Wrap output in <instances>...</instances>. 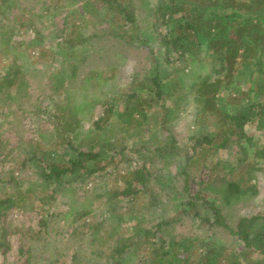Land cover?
Wrapping results in <instances>:
<instances>
[{
  "label": "rangeland",
  "instance_id": "rangeland-1",
  "mask_svg": "<svg viewBox=\"0 0 264 264\" xmlns=\"http://www.w3.org/2000/svg\"><path fill=\"white\" fill-rule=\"evenodd\" d=\"M144 1H116L117 4L127 6L129 17L133 20L132 26L125 19V14L109 8L108 0H14L16 6L0 14V31L12 33L9 50L0 45V77L9 67L15 71L16 66L22 86L20 92L14 93L16 101L5 105L0 101V264H106L104 256L112 241L102 243L99 237L92 241L98 225L99 236L104 237L112 230L108 224L112 227L119 226L121 234V231L136 221L149 227L160 220L158 217L166 219L180 210L177 203L182 196L181 171L185 166L183 157L194 155L196 138L218 130L217 118L205 113L202 116L200 104L194 100L192 93L181 102L178 115L171 116L165 127L159 122L155 125L147 123L142 128L144 135L140 136L141 143L137 137L138 131H132V138L121 140L117 150L108 149L104 152V157L97 158L93 164L101 169L89 176L86 183H68L67 180L54 179L45 181L37 176L39 160H48L44 157L45 153L50 159L65 157L64 147L59 141L53 142L49 137H44L52 131V122L48 120L47 113L53 114V110L47 105L49 101H60L64 96L61 92L54 95L51 83L55 86L66 76L64 87L70 89L69 93L75 96L77 104L83 102L84 95L90 102H103L95 104L92 112L82 120L80 133L83 137L87 134V129H93L94 123L108 114L110 108L112 110L107 118L108 124L120 122L118 115L124 109V96L138 89V84L143 83L151 89V78L156 72L161 79L159 83L164 94L169 92L165 77L172 75L175 69L184 67L188 73L193 68L192 74L200 80L206 76L209 80L214 78L211 72V54L202 60L191 61L185 56L181 59V50L171 51L167 56L165 47L157 40L148 41L145 45L136 40L128 43V32H133L136 38L143 40L142 35L137 33L138 30H145L147 21L155 19L154 12L159 4L165 2ZM2 9L0 0V11ZM153 32L154 35L157 34L156 31ZM162 33H166V29ZM91 69L99 71L109 82L100 88L96 85L98 80L95 76L92 81L83 82ZM216 69L218 76L222 77L223 67L217 65ZM258 74L259 71L252 65L236 77L234 82L243 93H248L242 106L258 102L253 84ZM190 82L191 79H187L186 85L189 86ZM143 93H147V90ZM233 94L221 91L219 97L222 100L218 106L229 112L227 102ZM172 100L173 97L165 101V105L170 107ZM154 111L160 112L161 116L158 107L151 108L148 115ZM103 125L99 123L97 133ZM145 128H148L147 131ZM242 130L250 137L246 143L249 151L247 162H250L253 160V148L264 144V130L256 131L249 124H245ZM121 137L119 128L117 138ZM73 141L76 143L77 140ZM158 145L166 153H161L160 157L152 156V150ZM121 147L122 153H115ZM171 147L174 148L173 152H169ZM239 148L234 137L227 138L225 148L209 157L208 165L224 160L236 167L237 159L242 157ZM98 149L94 144L92 147H83L82 151L97 153ZM6 153L8 156L3 159ZM112 157L113 160H110ZM143 163L155 172L149 187L142 189L136 186L131 196L121 195L115 206H105L104 203L112 192L123 191L124 175ZM257 168L262 170L254 172L255 177L251 180L257 194L250 200L237 202L227 211L226 223L232 227L240 219L264 213V160L258 162ZM45 169L50 172L49 166ZM189 171L194 175L190 193H195L196 183L207 180L210 175L200 166L196 171L192 166ZM11 172L15 173L14 179L18 185L10 181L13 175ZM242 173L244 169L234 171L227 178L235 180ZM223 174L224 171L219 172V175ZM33 183H41L43 189L36 187L35 192H29L27 197H22V201L14 200L16 191L26 193L27 189H33ZM152 198L156 199V206L151 204ZM7 200L14 202L7 205ZM85 201L91 211L90 216L86 217L89 226L73 228L62 220L64 212L69 208H77V216L86 213L80 206ZM106 210H110L109 215ZM171 234L179 239L181 256L188 255L193 261L205 249L204 245L210 242L226 245V254L229 253L230 257L238 255L241 249L222 228L207 230L200 226L199 220L186 216L173 224ZM183 238L190 239V248L186 254L181 248ZM154 245L159 247L158 244ZM98 252L103 254L97 258ZM249 258L255 260L259 256L253 253ZM224 259V263L228 261L227 258ZM242 260L240 258L239 264H244ZM121 261L124 264H136L138 258L133 252L127 251L121 255Z\"/></svg>",
  "mask_w": 264,
  "mask_h": 264
},
{
  "label": "trees",
  "instance_id": "trees-1",
  "mask_svg": "<svg viewBox=\"0 0 264 264\" xmlns=\"http://www.w3.org/2000/svg\"><path fill=\"white\" fill-rule=\"evenodd\" d=\"M116 1L108 0L109 8H114L125 14V19L132 26L133 20L129 17L127 6L117 4ZM144 3L145 6L146 2L144 1ZM2 5L4 9L1 10L2 12L0 11V14L16 6L14 0H2ZM154 13L155 19L147 21L144 31L138 30L139 32H137L142 35L143 40H140L139 36L140 39L136 38L133 32H128V43L136 40L145 45L148 41L157 40L160 45L165 47L167 56L171 51L181 50V59H184L185 56L186 59L189 57L191 61L202 60L211 54V72L214 78L209 80V77L206 76L200 80L195 74H192L193 68L188 73L185 72L184 67L180 70L175 69L172 75L165 77L169 84V92L164 94L159 83L161 79L157 72H154L155 75L151 78V89L143 83L138 84V89L132 90L124 96L122 103L124 109L118 115L120 122L108 124L107 118L110 117L112 110L110 108L108 114L95 122L93 129H87L85 132L87 134L83 137V134L80 133L82 120L92 112L95 104L103 102L97 100L90 102L84 95L83 102L77 104L74 101L75 96L69 93L70 89L64 87L66 76L55 86L51 83L54 95L61 92L64 96L62 100H51L47 105L49 109L53 110V114L47 113L48 120L52 122V131L44 137H49L53 142L59 141L58 143L64 147L65 157L50 159L45 153L44 157L48 160H39L37 176L45 181L54 179L67 180L68 183L78 181L86 183L89 176L101 169L93 164L96 163L97 158L104 157V152L108 149L110 151L111 149L117 150L121 140L132 138L134 134L132 131H138L137 137L141 143L140 136L144 135L142 128L147 123L155 125L159 122L165 127L171 116L178 115L181 102L186 100L189 93H192L194 100L200 104L202 116L205 113L209 117L217 118L218 130L196 138L194 155L183 157L185 166L181 171V176H183L182 196L177 203V208L180 207V210L166 219L158 217L160 220L149 227L142 225L141 221H136L132 226L121 231V234H119V226L112 227L111 224H108L112 230L104 237L99 236L100 225H98L92 235V241H95L97 237L101 239L102 243L108 240L112 241L108 253L104 256L106 264H124L121 261V255L127 251L133 252L138 258L136 264H239L240 258L243 259L244 264H264V213L240 219L234 227L226 223L227 211L234 204L250 200L257 194L256 187L251 184V180L255 177L254 172L262 170L257 168L258 162L264 160L263 144L261 147L253 148L251 155L253 160L247 162L249 151L246 143L250 137L242 130L245 124L251 125L256 131L264 130V73L262 74L264 65V0H165L159 4ZM11 29L14 30V27ZM164 29H166V33L163 34L162 30ZM153 31H156L157 34L154 35ZM6 34L7 36H5ZM11 34L8 31H0V45L5 46L6 50H9ZM256 58H258L257 61L252 63ZM217 65L223 67L222 77L217 74ZM252 65L259 71L257 79H254L253 83L259 100L242 106L248 93H243L234 81L242 74L243 70ZM94 76L98 80L96 85L99 88L109 82L108 78L102 77L99 71L93 69L87 73L83 82L92 81ZM72 77L74 78L73 74ZM187 79H191L189 86L186 85ZM197 79H199L198 82ZM20 82L16 66L15 71L9 67L8 71L0 77V101L3 105L16 101L15 94L22 89ZM144 90H147V93H143ZM221 91L234 93L233 97L229 96L227 102L228 108L232 111L228 109L229 112H227L225 108L218 106L222 100L219 97ZM172 97L171 106L165 105V101ZM153 107H158L162 113L161 116L158 111L148 115ZM39 112L43 111L39 110ZM80 115L82 117H79ZM99 123L104 125L97 133L96 129H99ZM119 128L122 132L121 139L117 138ZM147 129L145 128V131ZM39 135L43 137L42 133ZM231 137H234L235 141L239 143L242 155L237 159L236 167L224 160L208 165L209 157L225 148L227 138ZM73 140H77L76 143ZM92 142L99 147L97 153L82 151L83 147H92L94 145ZM158 146L160 149L156 147L152 150V156L160 157L161 153H166L161 145ZM122 149L123 147L115 153H122L120 151ZM173 149L171 147L169 152H173ZM6 156H8L7 153L3 155V159ZM110 160H113V157ZM47 166L50 168L49 173L45 169ZM192 166L195 167V171L200 166L206 169L210 175L207 180H200L196 183L195 193H190V185L194 182V175H191L189 171ZM243 169L244 173L237 179L227 178V175H232L234 171ZM221 171H224L222 176L219 175ZM154 173L150 167L145 166V163L133 168L123 177L125 184L123 191L112 192L104 205L115 206L119 202V196H131L132 190L136 186L142 189L148 188ZM10 174H13L10 181L18 185L14 179L15 173L11 172ZM32 185L33 189H27L26 193L16 191L14 200L22 201V197H27L29 192H35L34 188L36 187L43 189L41 183ZM5 202L7 205H12L14 201L7 200ZM86 202L80 204L86 213L77 216V208H69L64 212L62 220L67 221V224L73 228L89 226L86 217L90 216L91 211L85 204ZM151 204L156 206V199L152 198ZM16 205L18 206V204ZM109 211L105 212L109 215ZM183 216L199 220L200 226H204L207 230L210 228L225 230L228 236L238 243L237 246L241 247L238 255L230 257L229 253L226 254V245L210 242L204 245L205 249L194 261L189 259L188 255L182 257L179 251V239L171 234V230L173 224ZM92 226L93 223L90 227ZM189 241V238L181 239L182 252L185 254L190 248ZM154 244H158L159 247H155ZM253 253H256L259 259H250L249 255ZM102 254L98 252L96 257L98 258ZM224 257L228 259L225 263ZM49 264H54V262H49Z\"/></svg>",
  "mask_w": 264,
  "mask_h": 264
}]
</instances>
